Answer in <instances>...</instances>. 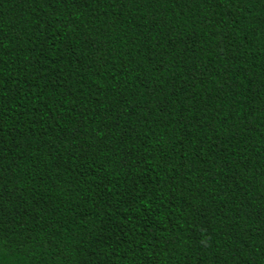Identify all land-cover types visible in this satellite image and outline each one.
I'll return each instance as SVG.
<instances>
[{
    "label": "trees",
    "instance_id": "obj_1",
    "mask_svg": "<svg viewBox=\"0 0 264 264\" xmlns=\"http://www.w3.org/2000/svg\"><path fill=\"white\" fill-rule=\"evenodd\" d=\"M0 264H264V0H0Z\"/></svg>",
    "mask_w": 264,
    "mask_h": 264
}]
</instances>
